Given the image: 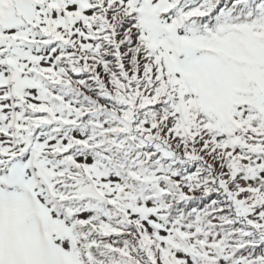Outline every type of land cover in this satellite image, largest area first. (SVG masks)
I'll return each instance as SVG.
<instances>
[{"label": "snow or ice", "instance_id": "obj_1", "mask_svg": "<svg viewBox=\"0 0 264 264\" xmlns=\"http://www.w3.org/2000/svg\"><path fill=\"white\" fill-rule=\"evenodd\" d=\"M0 264H264V0H0Z\"/></svg>", "mask_w": 264, "mask_h": 264}]
</instances>
